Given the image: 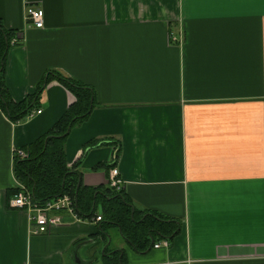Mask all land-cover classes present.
I'll list each match as a JSON object with an SVG mask.
<instances>
[{"label":"crops","instance_id":"obj_1","mask_svg":"<svg viewBox=\"0 0 264 264\" xmlns=\"http://www.w3.org/2000/svg\"><path fill=\"white\" fill-rule=\"evenodd\" d=\"M27 5L43 9V27L26 22ZM0 22L18 37L4 71L14 101L47 70L94 89L65 141L82 183L107 185L116 167L136 214L178 230L153 234L168 247L123 236L127 247H110L117 227L62 212L31 233L28 213L8 205L13 149L74 101L52 80L39 114L14 122L0 110V264H264V0H0Z\"/></svg>","mask_w":264,"mask_h":264},{"label":"trees","instance_id":"obj_2","mask_svg":"<svg viewBox=\"0 0 264 264\" xmlns=\"http://www.w3.org/2000/svg\"><path fill=\"white\" fill-rule=\"evenodd\" d=\"M14 37L15 31L4 27L0 22V110L11 121L23 120L31 110L38 108L40 95L52 80L58 81L74 96V101L52 126L24 146L27 155L14 157L13 176L16 182L28 189L34 202L39 204L67 194L72 199L74 211L80 218L93 216L96 218L95 210L100 205L102 227H117L123 238L135 249L148 243L154 244V233L159 234L161 238L173 237L178 231L171 225L174 220L162 219L154 213L142 212L137 215L121 188L116 189L108 184L86 186L82 183L80 163L67 165L66 138L71 129L83 122L96 105L94 89L91 86L59 71L47 70L33 92L20 101L12 99L5 84L4 71L9 48L18 41L12 43ZM103 165L99 164L97 168ZM18 189L17 185L11 188L9 198Z\"/></svg>","mask_w":264,"mask_h":264},{"label":"built area","instance_id":"obj_3","mask_svg":"<svg viewBox=\"0 0 264 264\" xmlns=\"http://www.w3.org/2000/svg\"><path fill=\"white\" fill-rule=\"evenodd\" d=\"M25 20L28 24L33 25L36 28L43 27L44 12L41 7L27 5L25 7ZM171 39L176 40L175 36L171 33ZM18 37L12 39V43H15ZM41 109L31 110L25 118L33 117L35 114H39ZM27 154L21 148L13 149V157H25ZM121 179L118 176V169L112 167L109 169V176L107 184L116 189L121 188ZM19 189L9 198L8 205L12 208H18L25 210L29 215L31 223L30 231L32 234L48 233L52 231L56 226L62 223L61 213L65 212L75 220L81 218L75 213L73 201L67 194L58 196L54 199L48 200L45 203L39 204L34 202L31 197V193L22 184L17 183ZM95 220H100V215H97ZM168 247L169 242L167 239H162L153 244L154 248Z\"/></svg>","mask_w":264,"mask_h":264},{"label":"rangeland","instance_id":"obj_4","mask_svg":"<svg viewBox=\"0 0 264 264\" xmlns=\"http://www.w3.org/2000/svg\"><path fill=\"white\" fill-rule=\"evenodd\" d=\"M108 233L111 239L110 247H127L128 244L124 241V239H122L121 233H119V231H117L116 228H108ZM109 241L110 240H108V242ZM103 250H104V244L102 245L101 251L99 253L100 256L103 255L102 253Z\"/></svg>","mask_w":264,"mask_h":264}]
</instances>
